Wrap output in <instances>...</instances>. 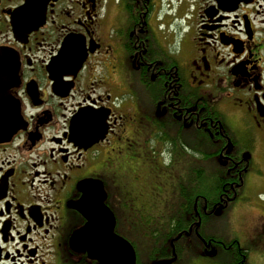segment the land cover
<instances>
[{
	"label": "flooded vegetation",
	"instance_id": "flooded-vegetation-1",
	"mask_svg": "<svg viewBox=\"0 0 264 264\" xmlns=\"http://www.w3.org/2000/svg\"><path fill=\"white\" fill-rule=\"evenodd\" d=\"M87 181L135 264H264V0H0V264H99Z\"/></svg>",
	"mask_w": 264,
	"mask_h": 264
},
{
	"label": "water",
	"instance_id": "water-1",
	"mask_svg": "<svg viewBox=\"0 0 264 264\" xmlns=\"http://www.w3.org/2000/svg\"><path fill=\"white\" fill-rule=\"evenodd\" d=\"M96 189L95 200L90 199L87 190ZM85 196L76 205V210L86 219L84 228L75 233L72 243L79 250H87L91 259L100 264H135V254L131 245L123 238L114 234L115 218L105 206L106 193L103 187L93 182H83L80 186Z\"/></svg>",
	"mask_w": 264,
	"mask_h": 264
}]
</instances>
